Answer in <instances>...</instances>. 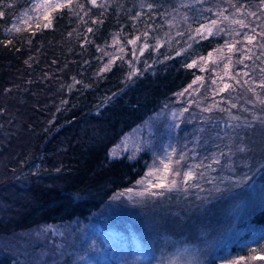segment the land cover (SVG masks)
Returning <instances> with one entry per match:
<instances>
[{"label": "trees", "instance_id": "trees-1", "mask_svg": "<svg viewBox=\"0 0 264 264\" xmlns=\"http://www.w3.org/2000/svg\"><path fill=\"white\" fill-rule=\"evenodd\" d=\"M34 2L0 0V239L84 222L132 187L147 154L109 149L200 75L189 64L221 47L224 33L199 36L201 25L262 0H72L49 11L47 28ZM239 226L231 249L264 238V206ZM10 255L0 248V264Z\"/></svg>", "mask_w": 264, "mask_h": 264}, {"label": "rangeland", "instance_id": "rangeland-1", "mask_svg": "<svg viewBox=\"0 0 264 264\" xmlns=\"http://www.w3.org/2000/svg\"><path fill=\"white\" fill-rule=\"evenodd\" d=\"M223 11L213 13L214 26L205 24L224 33L223 44L191 64L200 79L122 134L107 153L132 160L145 152L149 161L142 177L171 155L179 160L171 167L180 175H161L176 185L135 183L128 188L132 192L116 193L84 222L53 223L1 238L11 264H227L238 255L245 257L241 264H264L250 258L264 256V238L234 249L227 245L233 229L242 231V221L264 203V158L256 156L264 155V112H257L264 106V4ZM245 33L256 37L251 44ZM228 45H234L232 51ZM225 84L229 88L221 92ZM209 123L218 129L206 131ZM189 170L193 175L185 182ZM220 193L222 198L213 199Z\"/></svg>", "mask_w": 264, "mask_h": 264}, {"label": "snow or ice", "instance_id": "snow-or-ice-1", "mask_svg": "<svg viewBox=\"0 0 264 264\" xmlns=\"http://www.w3.org/2000/svg\"><path fill=\"white\" fill-rule=\"evenodd\" d=\"M72 2V0H66L65 3H60L59 0H43V3H38L35 5V9H43L44 10V19L48 20V23H45L43 25V27L47 28L49 27L51 20L49 18V11L50 10H55L61 7H66L68 5H70ZM90 3H92L93 5L96 4V0H89ZM262 4H264V0H262ZM237 11H239V9H237ZM218 15H223V13H218ZM249 15L255 16V13H249ZM31 19V18H30ZM224 19H228V17H224ZM217 23L216 20H212L211 21V25H215ZM234 23L239 24L241 27H247V25L245 24V22L243 20H237L234 21ZM201 29H206L209 34H212V27L209 25H201ZM201 29H197V32H200ZM89 31H91V29H89ZM253 32H255V29H252ZM145 36H147V33H144ZM237 35H239V33H237ZM255 36L254 35H248L247 33L244 34V39H246L248 41L249 44H251L253 42V40H255ZM130 44H134L135 41L134 40H130L129 41ZM229 51H232L234 48V45H228ZM121 51H123V49H121ZM141 52H143V48L140 49ZM211 56V53L209 54ZM247 58V57H245ZM230 59V58H229ZM193 65L189 64L188 67H192ZM228 65H225V68L227 69ZM105 69H102V71ZM203 70V69H202ZM261 71H264V69H261ZM245 75H247V73H245ZM197 79H200L199 77H197ZM193 83H195V81H193ZM189 87H191V85H189ZM261 87H264V84L261 85ZM227 88H229L228 84L224 85V88H221L220 91L223 92L225 91ZM250 91L252 90L251 88L249 89ZM181 95H183V93H181ZM261 103H264V100L261 101ZM235 106V105H233ZM185 111H187V109H185ZM243 151V149H241ZM175 151V149H173V152ZM183 158V154H181V159ZM217 163L219 161H216ZM173 163H179V160L177 161H172L171 155H168L166 158H162L159 161V166H156L153 169H150L147 173H145V176L142 177L140 180H138L136 183L139 185H144L147 184L149 185V187H154V188H162V187H167L169 189H171L172 187H174L176 185V180L172 179L170 181H168V176L167 175H161V172L167 174V173H172V175H180L179 172H177L175 169H173L171 167V165ZM193 173L189 170L187 172L183 173L184 176V180L185 182L190 179L192 177ZM127 192H132V189H127ZM145 192L149 191V188H145L144 189ZM144 193H138V195H143ZM151 195H155L156 193H149ZM120 195H124V193H121ZM253 253H255V249L252 250ZM251 259H264V256H260L257 257L255 255L250 257ZM245 260V257L238 255L237 257L227 260V264H241L242 261Z\"/></svg>", "mask_w": 264, "mask_h": 264}, {"label": "bare ground", "instance_id": "bare-ground-1", "mask_svg": "<svg viewBox=\"0 0 264 264\" xmlns=\"http://www.w3.org/2000/svg\"><path fill=\"white\" fill-rule=\"evenodd\" d=\"M264 176V175H263ZM264 206V203H262V206L261 207H259V208H262ZM258 209V208H257ZM257 209H255V210H252V212H254V211H256ZM251 212V213H252Z\"/></svg>", "mask_w": 264, "mask_h": 264}]
</instances>
